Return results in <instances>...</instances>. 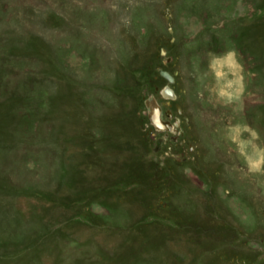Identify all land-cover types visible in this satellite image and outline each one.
<instances>
[{
	"label": "rangeland",
	"instance_id": "374dc122",
	"mask_svg": "<svg viewBox=\"0 0 264 264\" xmlns=\"http://www.w3.org/2000/svg\"><path fill=\"white\" fill-rule=\"evenodd\" d=\"M0 264H264V0H0Z\"/></svg>",
	"mask_w": 264,
	"mask_h": 264
},
{
	"label": "bare ground",
	"instance_id": "6f19581e",
	"mask_svg": "<svg viewBox=\"0 0 264 264\" xmlns=\"http://www.w3.org/2000/svg\"><path fill=\"white\" fill-rule=\"evenodd\" d=\"M163 94L170 98L175 96L174 92L168 88L164 89ZM149 107L151 112V120L154 126L159 130H164V129L171 130L164 124V121L161 120L160 108H158L153 102L149 103Z\"/></svg>",
	"mask_w": 264,
	"mask_h": 264
},
{
	"label": "water",
	"instance_id": "95a60500",
	"mask_svg": "<svg viewBox=\"0 0 264 264\" xmlns=\"http://www.w3.org/2000/svg\"><path fill=\"white\" fill-rule=\"evenodd\" d=\"M162 75L165 76L168 80L170 81H174V76L171 75L169 72L167 71H162ZM164 124L169 128L172 129L173 126L169 121H165Z\"/></svg>",
	"mask_w": 264,
	"mask_h": 264
},
{
	"label": "clouds",
	"instance_id": "9594fccd",
	"mask_svg": "<svg viewBox=\"0 0 264 264\" xmlns=\"http://www.w3.org/2000/svg\"><path fill=\"white\" fill-rule=\"evenodd\" d=\"M229 55H233V54L230 53Z\"/></svg>",
	"mask_w": 264,
	"mask_h": 264
},
{
	"label": "flooded vegetation",
	"instance_id": "af4514ba",
	"mask_svg": "<svg viewBox=\"0 0 264 264\" xmlns=\"http://www.w3.org/2000/svg\"><path fill=\"white\" fill-rule=\"evenodd\" d=\"M168 120V119H167Z\"/></svg>",
	"mask_w": 264,
	"mask_h": 264
}]
</instances>
